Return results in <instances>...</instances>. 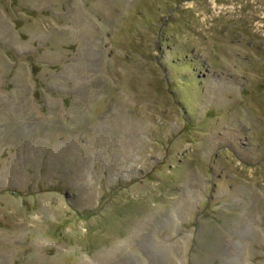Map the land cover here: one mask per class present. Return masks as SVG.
Listing matches in <instances>:
<instances>
[{
	"label": "rangeland",
	"instance_id": "1",
	"mask_svg": "<svg viewBox=\"0 0 264 264\" xmlns=\"http://www.w3.org/2000/svg\"><path fill=\"white\" fill-rule=\"evenodd\" d=\"M0 264H264V0H0Z\"/></svg>",
	"mask_w": 264,
	"mask_h": 264
}]
</instances>
